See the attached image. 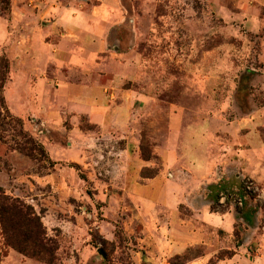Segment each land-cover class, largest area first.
I'll use <instances>...</instances> for the list:
<instances>
[{
  "label": "rangeland",
  "instance_id": "1",
  "mask_svg": "<svg viewBox=\"0 0 264 264\" xmlns=\"http://www.w3.org/2000/svg\"><path fill=\"white\" fill-rule=\"evenodd\" d=\"M0 56L9 65L0 89V189L32 207L54 247L47 263L0 237V264H192L200 247L157 254L147 212L123 186L124 166L129 154L150 162L140 183L158 172L155 149L171 111L183 112L184 124L264 109L258 0H8L0 6ZM27 77L50 87L98 84L112 107L131 89L138 113L125 133L57 102L56 115L38 117L25 112ZM222 195L212 207L234 210L235 243L264 235L263 183L246 177ZM232 253L220 250L204 264Z\"/></svg>",
  "mask_w": 264,
  "mask_h": 264
},
{
  "label": "crops",
  "instance_id": "2",
  "mask_svg": "<svg viewBox=\"0 0 264 264\" xmlns=\"http://www.w3.org/2000/svg\"><path fill=\"white\" fill-rule=\"evenodd\" d=\"M258 3L264 8V0ZM107 7L102 5L98 12L104 15ZM28 78L24 85L31 108L25 112L31 110L38 117L46 113L56 115L53 103L57 102L69 111L86 114L99 125L109 119L125 133L138 113L134 107L138 96L131 89L112 107L98 84L62 82L56 83L58 87H50L42 79L31 85ZM32 90L40 97H31ZM44 96L48 97L47 107L42 100ZM168 116V133L155 149L161 162L158 172L140 183L138 172L142 167H149L150 162L129 154L122 182L130 190V200L140 203L147 212L157 254L164 259L200 247L202 253L190 263L204 264L220 250H232L231 257L218 263L264 264V235L254 232L244 242L235 243L234 228L238 219L234 210L231 206L212 207L214 202L220 203L218 198L224 191L238 190L243 178L264 184V138L260 129L264 126V109L231 119L208 116L184 124L183 112L171 111ZM252 242L254 246H250Z\"/></svg>",
  "mask_w": 264,
  "mask_h": 264
},
{
  "label": "trees",
  "instance_id": "3",
  "mask_svg": "<svg viewBox=\"0 0 264 264\" xmlns=\"http://www.w3.org/2000/svg\"><path fill=\"white\" fill-rule=\"evenodd\" d=\"M8 0H0V6ZM9 65L0 56V89L3 87ZM3 108L0 100V110ZM157 170L155 171V173ZM154 175L152 173L150 176ZM148 176V177H150ZM0 237L5 244L14 243L18 250L47 263L54 260V247L45 235L39 215L21 200L11 197L0 189Z\"/></svg>",
  "mask_w": 264,
  "mask_h": 264
},
{
  "label": "built area",
  "instance_id": "4",
  "mask_svg": "<svg viewBox=\"0 0 264 264\" xmlns=\"http://www.w3.org/2000/svg\"><path fill=\"white\" fill-rule=\"evenodd\" d=\"M245 189H251V188H253V182H251V181H249V182H247L246 184H245V187H244ZM255 189H257V188H255ZM223 195L221 194L220 195V201H222L221 199H223V197H222ZM241 197L242 196H240L239 198H238V200H237V203H239L240 205L242 204V199H241Z\"/></svg>",
  "mask_w": 264,
  "mask_h": 264
},
{
  "label": "water",
  "instance_id": "5",
  "mask_svg": "<svg viewBox=\"0 0 264 264\" xmlns=\"http://www.w3.org/2000/svg\"><path fill=\"white\" fill-rule=\"evenodd\" d=\"M98 252H101L100 250H98Z\"/></svg>",
  "mask_w": 264,
  "mask_h": 264
}]
</instances>
